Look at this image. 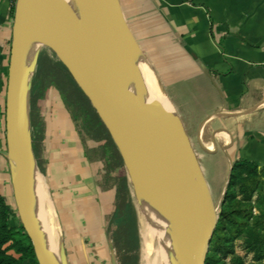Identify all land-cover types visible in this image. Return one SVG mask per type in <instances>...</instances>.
<instances>
[{"label": "crops", "instance_id": "obj_1", "mask_svg": "<svg viewBox=\"0 0 264 264\" xmlns=\"http://www.w3.org/2000/svg\"><path fill=\"white\" fill-rule=\"evenodd\" d=\"M119 2L137 48L181 117L208 188L220 187L224 194L236 160L264 165V0ZM10 14L9 5L1 3L0 197L12 224L14 213L20 219L19 197L15 161L9 151V65L2 57L12 31L7 26ZM30 111L29 99L30 148L42 182L41 224L43 219H53L48 220L56 240L51 249L27 184L32 160L23 162V174L16 179L24 182L22 186L18 182L17 189L28 217L53 250L50 257L54 251L59 253L62 242L59 250L68 264H114L95 171L66 107L55 98L48 104L46 125L38 136L41 157L34 149Z\"/></svg>", "mask_w": 264, "mask_h": 264}, {"label": "water", "instance_id": "obj_2", "mask_svg": "<svg viewBox=\"0 0 264 264\" xmlns=\"http://www.w3.org/2000/svg\"><path fill=\"white\" fill-rule=\"evenodd\" d=\"M77 1L79 8H76L70 0H17V18L22 3L36 6L42 17L44 15L52 16L70 41V52L74 54L75 60L84 62L87 69L94 74L100 83L114 93L146 124L162 158L160 161L162 166L159 167V180L163 208L170 216L175 215L179 210L182 212L183 244L179 252V259L175 264H206V258L215 233L218 211L211 199L210 189L205 182L194 147L181 117L164 85L152 73L151 77L159 90V97L148 96L141 68L100 24L89 1ZM115 1L116 4L120 5L119 0ZM119 9H121V6L118 7ZM16 26L17 19L13 27L9 61L7 120L10 136L9 151L12 152L14 157L15 170L22 176L23 152L20 145L18 146L13 141L15 136L12 135L11 127L14 120L12 118L13 110L16 114L23 106L20 104L18 92V38ZM130 34L133 37L131 32ZM63 61L71 71L75 82L88 96L108 127L123 158L129 180L134 187L125 160L124 148L114 134L108 118L97 104L96 95L90 94L82 86L69 64L65 60ZM126 78L129 80L128 83L124 82ZM31 88L32 82L29 83L28 99H30ZM27 108L28 104L25 108L23 106L24 112L22 115L25 118ZM31 152L33 154L32 150ZM17 207L22 226L33 244L38 263L52 264L48 248L19 200H17ZM62 256L64 258L63 254ZM64 261L65 264H68L65 258Z\"/></svg>", "mask_w": 264, "mask_h": 264}, {"label": "bare ground", "instance_id": "obj_3", "mask_svg": "<svg viewBox=\"0 0 264 264\" xmlns=\"http://www.w3.org/2000/svg\"><path fill=\"white\" fill-rule=\"evenodd\" d=\"M70 1L76 8H79L77 0ZM88 1L100 24L112 35L120 47L141 68L148 96L159 97V90L151 77V73L152 75H154V73L147 66L141 51L128 41L122 32L124 25L115 0ZM33 6L34 5L22 3L19 7L17 18V21L19 19L16 32L18 38V92L20 95V104H22L24 108L28 104V74L31 73L35 64L38 49L46 43L52 45L57 50L60 57L69 64L71 70L76 75L82 86L90 94L96 95V102L108 118L114 130V134L124 148V152H129L137 157L138 160L142 159L143 172L141 174V178L131 180L135 187L139 212L142 218L148 223L151 232L155 233L158 239L157 248L153 251L154 255L152 259L148 261V264H175L179 259V252L183 244V217L181 210L176 212L175 215L170 216L163 208L159 180V167L162 166L160 162L162 158L151 138L149 129L134 111H132L114 93L110 92L100 83L94 74L87 69L84 62L75 60L74 54L70 52V41L62 29L56 24L52 16L44 15V17H42L39 9L36 6H34L35 8L33 9ZM34 10L37 15H32ZM20 45L22 46L23 53H25L22 68L23 76H21ZM124 82L128 83L129 80L126 78L124 79ZM23 106L16 114L13 110L12 118L14 120L11 123L12 135L15 136L13 141H15L18 146L20 145L22 148V162H30V160L34 162L33 167L31 166V175L29 176L30 182L27 184H30L29 188L31 186L29 190L31 192L32 199H34L33 202L35 205V209L33 210L36 212L40 229L46 236L44 239H47L50 243L49 245H51V249V247H53L56 243V240L52 237V233L49 228L50 225L48 220L51 217L49 218V216H47L49 219H43L41 224L42 211L39 206V195L42 194V182L31 152L29 124L27 119L22 115L24 112ZM28 148L30 149V153ZM14 176L15 186L20 200L17 183L19 182V185L22 186L24 182L21 181V179L16 182L18 177L16 170L14 172ZM141 184H143L144 191L141 189ZM20 202L22 204L21 200ZM42 206L44 208V204ZM30 208L28 210H30ZM50 220L53 221L52 218ZM45 224H47V226L44 228L43 226H45ZM60 245L61 243L58 245L59 253L54 251L51 256L52 264H65L64 258L59 250ZM46 247L48 248V251H51L48 246Z\"/></svg>", "mask_w": 264, "mask_h": 264}, {"label": "rangeland", "instance_id": "obj_4", "mask_svg": "<svg viewBox=\"0 0 264 264\" xmlns=\"http://www.w3.org/2000/svg\"><path fill=\"white\" fill-rule=\"evenodd\" d=\"M117 5L119 4L117 3L116 6ZM119 6H121V4ZM119 6H117V8ZM34 8L35 7L33 6V9ZM9 10L11 14L8 20L9 24H7V26L9 28L11 27L12 31L9 41L6 43L5 53L2 56L5 63L8 65L11 55L13 27L15 26L17 19L18 3L13 6L10 5ZM119 10L120 17L124 25L122 32L124 33L125 38L137 47L138 44L127 22L126 14L123 13L122 7ZM33 12L32 15H37L35 10ZM17 27L18 26H16V31ZM129 31L132 33L133 37ZM24 54L22 46L20 45L21 76H23L22 68L24 64ZM71 74L72 73L68 66L61 59L55 48L47 43L40 46L34 67L31 70V73L28 74L27 83L28 90L29 83L32 82V86L34 83V88L33 90L31 88L30 91V106L32 97V106L34 109V149L40 157L42 153L40 150V143H38V139L40 137L38 138V136L40 134V128H44L46 125L45 116H47L48 113V104L50 100L55 98L58 102L63 103L60 98V94L64 93L66 99L68 100L69 110L76 112V115L81 114L83 116L85 114L84 112L86 107L81 108L80 105L85 102H83V97L78 91L75 84L76 82ZM70 120H72L71 117ZM90 133L92 134L83 136L82 141L84 143L85 153L91 161L95 171L97 191L104 206L106 226L110 233V240L114 248V264H124V259L128 257H130L129 264H148V261L152 259L154 255L153 251L158 245L157 236L155 233L151 232L148 223L142 218L139 212L134 187L133 200L137 209V221L128 216L123 217V212L125 211L128 198L126 192H123L121 195L119 194L117 182L118 177L125 173V169L121 167H112L102 147L103 141H99L96 138L93 139L94 130ZM90 135L92 136V139L90 138ZM125 152L124 156L130 172V178H141V174L143 172L142 159L138 160L134 155L129 152ZM140 186L144 191L143 184ZM262 192L263 194L256 193L251 201L243 202L244 207L251 209L253 216L264 214V189ZM224 195L225 194L222 193L220 187L213 188V190L210 189V196L217 207V211H219L223 202ZM237 198V200H241V196H238ZM241 220L242 222H248V226L253 225V220L251 218L249 219L244 217ZM11 221L12 224L14 222V225L22 224L19 217L15 213L13 214V219L11 218ZM238 229L236 225L231 224L229 221L225 223L224 229L220 232V242L228 246V252L225 254L223 250L219 249V245L214 247L212 240L208 252L209 259L206 264H264V257H259L256 252L250 251L246 248V233L242 231L239 233ZM262 232L264 233V229ZM61 246L62 245H60V248ZM11 252L15 256H19L13 251ZM30 262V260H26L23 264H30ZM97 264H100V262Z\"/></svg>", "mask_w": 264, "mask_h": 264}, {"label": "trees", "instance_id": "obj_5", "mask_svg": "<svg viewBox=\"0 0 264 264\" xmlns=\"http://www.w3.org/2000/svg\"><path fill=\"white\" fill-rule=\"evenodd\" d=\"M75 84L83 97V102H85V105L80 104L81 108L86 107L83 116L81 114V116L76 115V112L69 110L68 100L64 93L60 94V98L73 120L80 137L82 138L83 136L92 134L90 132L94 130L93 139L96 138L99 141H103L102 147L112 167H121L125 169V173L118 177L117 182L119 194L121 195L123 192H126L128 198L123 217L128 216L137 221L138 215L133 200V185L129 180L128 172L118 146L88 96L81 90L77 83ZM33 86L32 90L34 88ZM32 101L33 98L31 97L30 115L33 128L34 109ZM90 138L92 139V136ZM263 189L264 165L242 159L236 160L224 193L223 202L217 214V224L213 237L214 247L219 245V249L227 254L228 246L220 242V232L224 229L225 223L229 221L231 224L236 225L237 229L239 228V233H241V231L246 233V248L256 252L259 257H264V233L262 232L264 229V214L253 216L251 209L243 206V202L251 201L256 193L263 194ZM238 196H241V200H237ZM244 217L251 218L253 220V225L248 226V222H242L241 219ZM9 220L10 211L4 199L0 197V264H23L26 260H30V264H39L36 259L33 244L22 224L13 225ZM11 251L19 256H15ZM208 259L209 256L207 255L206 262ZM129 263L130 257L124 259V264Z\"/></svg>", "mask_w": 264, "mask_h": 264}, {"label": "built area", "instance_id": "obj_6", "mask_svg": "<svg viewBox=\"0 0 264 264\" xmlns=\"http://www.w3.org/2000/svg\"><path fill=\"white\" fill-rule=\"evenodd\" d=\"M3 2L7 3L9 6H13L17 3V0H0V4Z\"/></svg>", "mask_w": 264, "mask_h": 264}]
</instances>
